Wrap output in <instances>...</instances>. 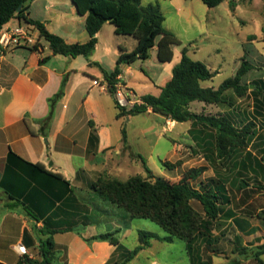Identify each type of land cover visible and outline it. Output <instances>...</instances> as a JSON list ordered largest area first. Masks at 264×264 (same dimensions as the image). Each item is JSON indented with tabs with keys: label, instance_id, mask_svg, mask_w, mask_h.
I'll list each match as a JSON object with an SVG mask.
<instances>
[{
	"label": "trees",
	"instance_id": "1",
	"mask_svg": "<svg viewBox=\"0 0 264 264\" xmlns=\"http://www.w3.org/2000/svg\"><path fill=\"white\" fill-rule=\"evenodd\" d=\"M31 0H0V32L15 18L35 26L40 37L44 38L55 55L72 58L83 56L89 58L98 44L97 35L103 26L110 23L115 28V34L133 36L137 46L132 51L122 50L116 61L115 69L104 72V77L115 107L119 113L117 118L136 116L151 111L176 123L190 122L188 134L196 145L208 166L188 170L178 182H172L164 177H156L148 168L146 160L140 156L145 166L147 177L135 176L127 181L109 179L101 176L91 183L90 190L101 199L121 209L129 219H147L158 224L167 235L161 237L155 233L139 230L140 246L134 250L125 249L118 239L120 229L115 232L102 233L91 238H84L88 243L93 241L108 242L116 247L112 259L107 264H131L138 254L152 241L173 243L175 239L186 241V249L191 264H212V256L204 259V248L209 249L219 243L215 230L222 218L236 219L235 212L229 210L233 193L249 195L264 191V152L254 153L253 145L263 137L261 126L257 121L264 118V79L244 84L246 75L256 69L246 56L241 59V65L235 75L224 81L219 88H204L203 82L213 80L218 71H212L200 61H194L188 56V48H183L180 62L173 68L172 78L161 87L160 94H147L141 97L130 110L122 106L117 99L120 67L132 65L137 61L148 59L150 52L157 45V59L162 63H171L174 59L175 46H181L182 41L164 27L165 16L159 3L143 5V0H72L78 14L86 17V30L89 41L86 43H68L59 35L49 32L41 22L28 19ZM207 7L215 8L225 0H201ZM252 1V0H242ZM235 9L236 3L232 2ZM159 39L158 42L156 40ZM256 39L251 36L250 41ZM264 41V29L263 37ZM33 51H40L38 46ZM49 58H42L45 63ZM251 86L254 87L250 91ZM64 80L60 92L51 102L57 101L64 94ZM251 99L252 114L241 110L236 99ZM196 104L205 107L225 108L216 114L196 112ZM254 112L257 116L254 115ZM123 141H127V131L122 130ZM93 136V135H92ZM93 138V137H92ZM19 162L30 167L50 181L51 189L56 186L63 188L55 201L60 203L58 210L50 215H39L29 203V199L21 198L13 193L10 198L21 204L27 214L37 222L43 221L44 227L40 233L48 236L41 240L42 260L28 256L23 258L24 264H52L56 256L53 236L58 233L73 231L74 225L67 221L56 223L51 228L50 223L63 211L67 218H74L73 201L79 200L71 189V184L61 174L48 172L40 164H30L11 152L8 164ZM212 169L213 176L205 180L200 178ZM193 203L201 208L197 210ZM84 210L85 204H80ZM89 210L81 216L82 231L89 223ZM252 215V214H251ZM255 218L264 221V210L257 212ZM82 235L81 230L77 231ZM217 252V249H213ZM264 244L259 246L257 260L264 264Z\"/></svg>",
	"mask_w": 264,
	"mask_h": 264
},
{
	"label": "crops",
	"instance_id": "2",
	"mask_svg": "<svg viewBox=\"0 0 264 264\" xmlns=\"http://www.w3.org/2000/svg\"><path fill=\"white\" fill-rule=\"evenodd\" d=\"M163 1H170L173 5L169 15L178 23L166 29L179 39L182 34L187 33L204 38L213 36V27L208 23L216 25L212 14L227 2L225 0L218 7L209 8L201 0L177 2L180 7L174 4L176 0ZM159 2L143 0V5ZM29 4L26 17L43 23L49 32L71 44L89 41L86 17L78 14L72 0H31ZM160 6L164 16L167 15L163 5ZM64 7H72V12L66 13ZM195 9L202 13H195ZM167 18L165 16L164 23ZM57 19H61V26L54 27L52 24ZM23 23L24 20L15 18L4 28L17 27ZM103 28L97 35L96 49L89 58L55 55L50 46L48 51L44 44L40 51H33L26 46L9 49L0 47V264H24L25 256L42 260L41 240L48 238L40 233L44 227L43 221L37 222L31 218L24 207L12 200L10 195L13 193L15 197L29 199L39 215L48 216L58 210L60 203L55 198L63 189L56 186L52 190L47 178L19 162L8 164L11 152L30 164L42 165L48 172L61 174L70 182L80 204L86 205L83 210L76 200H72L74 218H67V212L63 211V215L50 223L51 228H56V223L65 220L75 227L73 231L53 236L56 256L52 264H107L115 254L116 247L108 242H86L84 238L100 233L82 231L81 220L82 214L88 209L89 223L84 228L88 231L98 226L100 221L96 217L94 219V216L99 209L103 212L107 209L106 204L109 202L93 193L90 185L101 174H111L113 159L110 158V151L116 146L123 147L122 130L127 127L123 123L124 117L117 118L122 124L120 138L115 142L110 122L104 113L106 109L102 96L109 95L114 107L115 102L108 90L102 61L96 56ZM131 44V49L127 45L119 46L115 58L118 59L122 50H134L137 41ZM155 53L157 55V50ZM46 57L49 59L41 63V59ZM138 62L122 65L119 78L129 83L126 76H136L138 71L134 66ZM171 78L165 79L162 86ZM64 80V94L52 103L51 100L60 92ZM162 86L157 88V95ZM131 87L135 90L133 85ZM142 96L144 95L140 97ZM118 113L117 109V115ZM134 117H128V122ZM126 131L130 143L128 127ZM119 216L124 218V212L120 211ZM78 230H81L82 235Z\"/></svg>",
	"mask_w": 264,
	"mask_h": 264
},
{
	"label": "rangeland",
	"instance_id": "3",
	"mask_svg": "<svg viewBox=\"0 0 264 264\" xmlns=\"http://www.w3.org/2000/svg\"><path fill=\"white\" fill-rule=\"evenodd\" d=\"M159 1L167 14L165 16L168 17L164 27H174L178 23L169 15L173 5L170 1ZM226 1L212 14L217 22L216 25L212 26L208 23L210 27H213V36L204 38L197 37L194 33L182 34L180 38L182 45L173 48L174 59L171 63H162L157 59L156 45L148 59L140 60L134 66L138 71L136 76L132 78L129 75L126 76L127 81L136 91L129 83L119 78L117 98L127 110L140 101L141 95L157 96V88L162 86L165 79L171 78L173 65L180 62L183 48H188V56L192 60L204 63L212 71H218L213 80L202 83L204 88H219L224 81L235 75L241 65V59L245 56L256 69L246 75L243 83L252 84L254 81L264 79V41H262L264 0ZM177 2H183V0L173 2L180 7ZM232 2L236 3L235 9L231 8ZM63 9L66 13L72 12V7ZM195 13L201 14L202 11L195 9ZM52 25L61 26V19L54 20ZM251 36L256 39L250 41ZM100 41L101 45L96 56L101 59L105 71L110 73L116 66L115 55L119 50L118 47L127 45L131 49L133 48L131 42L137 40L133 36L115 34L114 26L107 23L101 33ZM42 42L49 51L48 43L45 40ZM81 60L84 59L81 57ZM253 89L254 87L251 86L250 91ZM102 98L106 109L104 113L110 122L113 139L116 142L120 138L122 122L117 120V109L114 107L112 98L109 95H103ZM236 101L241 110H247L252 114L253 101L250 98L236 99ZM223 109L225 108L209 106L203 111L202 104L193 106L196 112L203 111L207 114H216ZM254 115L257 116L255 112ZM128 117H124L123 123L128 127L129 141L132 145L127 137V141H123V147H113L110 151L112 155L110 158L113 159L112 167H110L111 174L105 172L101 176L120 181H127L135 176L147 177L148 174L140 156L146 160L154 176L164 177L172 182L180 181L192 168L208 166L188 134L190 122L174 124L173 121L152 113L136 115L130 123ZM257 123L261 126L263 137L254 142L252 149L254 153L261 154L264 152V118H259ZM144 131L145 136H143ZM212 176L213 171L209 169L200 180ZM232 198V203L228 207L235 212L236 219L222 218L214 232L219 238V243L209 249L204 248V259L206 261L207 255L210 254L213 259L212 264H260L256 254L259 246L264 244V221L255 218L254 215L264 210V191L249 195L236 192L232 194ZM193 205L201 211L198 203ZM106 206L107 209L104 212L99 209L94 216V219L96 217L98 222L100 221L98 226L88 231L83 230L85 233H111L120 229L118 239L127 250H134L141 245L139 230L155 233L161 237L167 235L158 224L150 220L121 218L119 216L121 209L109 203ZM213 249L218 251L214 252ZM261 259L264 262V255ZM131 264H191V261L186 249V241L175 239L173 243H168L154 240L151 246L142 250Z\"/></svg>",
	"mask_w": 264,
	"mask_h": 264
},
{
	"label": "built area",
	"instance_id": "4",
	"mask_svg": "<svg viewBox=\"0 0 264 264\" xmlns=\"http://www.w3.org/2000/svg\"><path fill=\"white\" fill-rule=\"evenodd\" d=\"M42 40L43 38L40 37L38 29L35 26L27 23L18 25L17 27L4 28L0 32V47L3 49L21 46L33 48L38 46V49L42 50ZM118 101L121 104L119 99ZM21 250L24 252L23 248H21Z\"/></svg>",
	"mask_w": 264,
	"mask_h": 264
},
{
	"label": "water",
	"instance_id": "5",
	"mask_svg": "<svg viewBox=\"0 0 264 264\" xmlns=\"http://www.w3.org/2000/svg\"><path fill=\"white\" fill-rule=\"evenodd\" d=\"M129 119V118H128Z\"/></svg>",
	"mask_w": 264,
	"mask_h": 264
}]
</instances>
